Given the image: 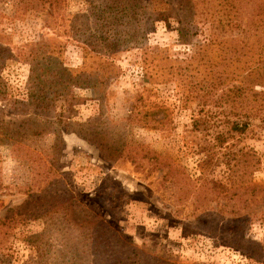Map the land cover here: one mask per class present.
<instances>
[{
    "label": "rangeland",
    "instance_id": "374dc122",
    "mask_svg": "<svg viewBox=\"0 0 264 264\" xmlns=\"http://www.w3.org/2000/svg\"><path fill=\"white\" fill-rule=\"evenodd\" d=\"M219 2L0 0V264H263L264 118L195 87Z\"/></svg>",
    "mask_w": 264,
    "mask_h": 264
},
{
    "label": "trees",
    "instance_id": "16d2710c",
    "mask_svg": "<svg viewBox=\"0 0 264 264\" xmlns=\"http://www.w3.org/2000/svg\"><path fill=\"white\" fill-rule=\"evenodd\" d=\"M251 1L256 7L248 5ZM219 4L228 34L212 28L196 47L191 57L194 76L199 78L195 87L202 91L197 97L203 102L221 90V97L240 109L231 130L244 133L250 115L264 118V0H220ZM201 121L194 119L193 124Z\"/></svg>",
    "mask_w": 264,
    "mask_h": 264
}]
</instances>
